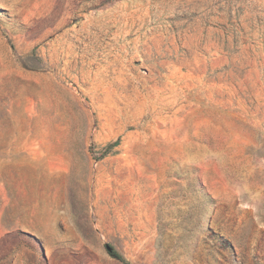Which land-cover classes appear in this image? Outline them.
<instances>
[{
	"label": "rangeland",
	"instance_id": "rangeland-1",
	"mask_svg": "<svg viewBox=\"0 0 264 264\" xmlns=\"http://www.w3.org/2000/svg\"><path fill=\"white\" fill-rule=\"evenodd\" d=\"M106 245L264 264V0H0V264Z\"/></svg>",
	"mask_w": 264,
	"mask_h": 264
},
{
	"label": "trees",
	"instance_id": "trees-1",
	"mask_svg": "<svg viewBox=\"0 0 264 264\" xmlns=\"http://www.w3.org/2000/svg\"><path fill=\"white\" fill-rule=\"evenodd\" d=\"M113 146V145H112ZM108 254L118 261L120 264H134L128 259H126L119 251L111 247V251Z\"/></svg>",
	"mask_w": 264,
	"mask_h": 264
},
{
	"label": "water",
	"instance_id": "water-1",
	"mask_svg": "<svg viewBox=\"0 0 264 264\" xmlns=\"http://www.w3.org/2000/svg\"><path fill=\"white\" fill-rule=\"evenodd\" d=\"M105 248H106L107 252H110L111 251V247L110 246L106 245Z\"/></svg>",
	"mask_w": 264,
	"mask_h": 264
}]
</instances>
